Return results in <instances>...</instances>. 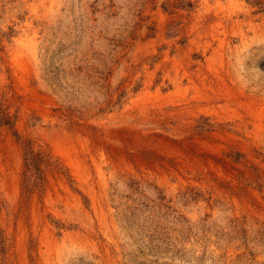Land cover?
<instances>
[{
	"label": "rangeland",
	"instance_id": "374dc122",
	"mask_svg": "<svg viewBox=\"0 0 264 264\" xmlns=\"http://www.w3.org/2000/svg\"><path fill=\"white\" fill-rule=\"evenodd\" d=\"M0 264H264V0H0Z\"/></svg>",
	"mask_w": 264,
	"mask_h": 264
}]
</instances>
